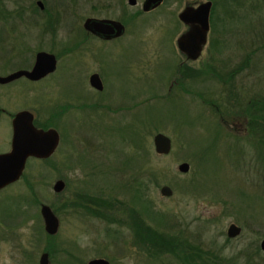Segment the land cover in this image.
<instances>
[{"label": "rangeland", "instance_id": "rangeland-1", "mask_svg": "<svg viewBox=\"0 0 264 264\" xmlns=\"http://www.w3.org/2000/svg\"><path fill=\"white\" fill-rule=\"evenodd\" d=\"M30 1L35 10H29ZM39 1L40 8L36 0H0L3 12L16 3L24 10L0 17V74L29 65L38 49L54 52L59 62L54 73L26 83L22 91L15 83L0 86V105L8 111L27 107L45 120L34 121L37 126L59 133L60 144L47 161L27 159L24 177L0 190V264H37L42 252L48 264H85L94 258L110 264H178L172 257L153 259L138 252L129 242L131 231L117 222L62 208L76 200L77 192L124 203L129 207L122 209L124 217L138 210L152 227L181 232L188 244L218 253L226 262L264 264L260 246L258 254L254 251L264 238V155L244 137L242 123L229 132L189 92L214 96L221 83L201 69L224 72L247 58L234 80L243 84L244 95L264 93V0H213L205 41L194 59H185L175 44L186 27L177 12L201 0H160L148 11L141 10V0ZM92 15L117 17L124 26L119 39L94 52L87 46L95 40L79 43L86 36L80 23ZM74 45L83 46L72 52ZM93 56L105 81L101 95L79 88L94 66ZM180 77L188 92L176 85ZM106 101L107 109L101 106ZM66 104L73 109L61 117L76 121L55 120L59 105ZM230 107H221L224 116ZM9 115L0 117V153L9 147ZM155 133L170 139L171 150L155 152ZM233 136L240 138L238 152L229 146ZM139 140L144 149L135 146ZM182 162L189 169L180 173ZM24 179L34 185L36 197ZM59 179L65 185L55 193L51 187ZM162 185L171 188L169 196L160 195ZM40 203L54 209L58 219L49 242ZM231 223L240 227L237 237L226 235ZM47 245L54 247L47 252Z\"/></svg>", "mask_w": 264, "mask_h": 264}, {"label": "trees", "instance_id": "trees-1", "mask_svg": "<svg viewBox=\"0 0 264 264\" xmlns=\"http://www.w3.org/2000/svg\"><path fill=\"white\" fill-rule=\"evenodd\" d=\"M211 5L209 8V16L212 14L210 12L213 9V6L215 4V1L210 0ZM33 1H30L28 4L29 10H35ZM44 10V9H43ZM14 11V12H12ZM11 12L10 11H1L0 10V17L3 19L10 16H20L21 12H23V8L21 5L17 6V3L15 4V7L13 8ZM44 13H46V10H44ZM50 14H53L51 12H47ZM55 13V12H54ZM56 14V13H55ZM55 14H53L55 16ZM49 17V16H48ZM47 20V19H46ZM48 21V20H47ZM52 21V20H51ZM45 26H50L51 22H45ZM248 64L247 58L240 60L238 64L234 66H230L226 71L216 72L211 67L210 69L207 67H204L201 69L204 73H207V75L211 76L212 79H214L217 83H221V87L214 93V96L207 95L202 93V91H192V90H186V88L183 87V85L180 84L179 79L183 78L186 74L185 70H181L183 77L178 78L175 83L176 85H179L180 88L183 91H189L193 95H197L199 97V101H201L203 104H206L209 106V110L212 111V113L217 116L218 121L221 124L224 125V127L229 129V132L233 130V127H237L239 122L242 123V131L244 130V133L247 137L250 139L252 144L256 146L259 150V154L264 155V93H255V94H247L244 95L240 90H242V83L235 82V77L237 74H239V70L241 67ZM207 68V69H206ZM234 106V108L230 109L229 112H227L229 115L224 116L221 111V107H227V106ZM217 123V122H216ZM48 127V126H46ZM42 126V128H46ZM234 128V129H235ZM153 129V128H152ZM241 131V132H242ZM149 132V131H148ZM240 137V134H239ZM241 138V137H240ZM233 136V142L234 145H229L231 148H234L237 152L239 150L240 145L237 144V141L240 139ZM140 145H136L137 147H143L142 141L140 142ZM134 145V143H133ZM144 149V148H142ZM237 152L235 154H237ZM145 153V152H144ZM46 160V159H41ZM48 160V159H47ZM46 160V161H47ZM261 163H264L262 161ZM21 178L24 177L23 172L21 174ZM151 179L155 176H152L150 174ZM154 179V178H153ZM24 184L27 186L28 191H30L32 196H35L33 194L34 185H32L31 182H27L24 179ZM143 186H146L144 182ZM139 186V187H138ZM137 189L139 190L140 194L142 195V191L140 184L137 182ZM34 190V191H33ZM136 191V190H135ZM137 192V193H139ZM136 193L137 197L139 195ZM36 197V196H35ZM143 197V196H142ZM141 197V198H142ZM30 198V197H29ZM35 200L36 198H30L31 200ZM142 200V199H141ZM36 201V200H35ZM148 200H145V202ZM41 204V203H40ZM38 204V205H40ZM66 204L64 209H71L69 212H78L82 213L84 215L90 216V218L97 217L100 218V220H103L107 223H113L117 222L122 227L125 226L131 231V238H130V244L133 248H135L138 252H141V250L146 253L147 256L150 258H160V257H172V259L178 264H236V263H229L226 262V258H223L218 253L216 254L213 251L210 250H202V248L198 245H194V243H187L186 239L184 240L181 238V232H176L177 234L174 235L173 232L169 231H163L158 229L157 227H152L151 224L147 223V221L140 216V212L138 210L132 211L134 213L129 214L127 217H124L122 215V209H127L124 203H120L119 201L112 199H99L97 196L89 195V193H79L77 192L76 200H70L64 202ZM118 204L117 206H115ZM141 209L148 212L149 206H142V202L140 203ZM55 206V205H54ZM52 212L54 213V209L49 207ZM56 212V211H55ZM120 213L121 217L117 216L116 214ZM137 218V219H136ZM109 230V229H108ZM117 231V230H116ZM108 232V231H107ZM119 233V232H118ZM110 234V233H108ZM47 241H50V238H52V235H47ZM44 248L45 251L49 252L53 249L54 246H49ZM183 246H187L185 249ZM254 251L256 254H258L259 246L255 244ZM248 264V262H247Z\"/></svg>", "mask_w": 264, "mask_h": 264}, {"label": "water", "instance_id": "water-1", "mask_svg": "<svg viewBox=\"0 0 264 264\" xmlns=\"http://www.w3.org/2000/svg\"><path fill=\"white\" fill-rule=\"evenodd\" d=\"M41 1L36 0V4L40 8ZM128 4H133L134 0H126ZM160 0H141V10H149L155 5H158ZM211 5L210 0L196 1L194 5L184 4L178 12V20L186 24V27L175 37V44L185 59H194L199 55V50L203 46L206 30L209 26L208 16L209 8ZM82 26L90 31H95L102 36H114L119 34L124 26L116 18L100 17H84ZM35 51V50H34ZM54 53V52H53ZM51 51L45 49H38L34 52L32 57V65L26 69H13V71L0 75V82L7 81L14 76L25 75L27 78L33 79L43 75L53 68L55 64L54 54ZM91 76H94L93 74ZM11 118V139L9 149L4 153H0V190L4 187H8L9 184L17 182L22 176L24 167H26V161L28 158L48 159L50 155H53L54 150L57 148L58 132L53 128H48L45 131L41 128H34L31 123V113L27 109L16 110ZM153 146L155 152L158 154L167 153L171 150L170 139L162 133H155L153 135ZM178 171L180 173L186 172L189 169L186 162L177 164ZM65 183L61 179L55 180L52 191L60 193ZM160 189L161 196H169L171 194V188L167 185H162ZM39 215L43 222V229L47 235H53L56 232L58 225L57 216L54 215L52 210L46 204H40ZM240 232L239 226H234L233 223L228 225L226 229V235L228 237H237ZM258 246L260 250L264 252V238H262ZM37 264H48V258L46 252H42L39 255ZM85 264H110L107 260L102 258L89 259Z\"/></svg>", "mask_w": 264, "mask_h": 264}, {"label": "flooded vegetation", "instance_id": "flooded-vegetation-1", "mask_svg": "<svg viewBox=\"0 0 264 264\" xmlns=\"http://www.w3.org/2000/svg\"><path fill=\"white\" fill-rule=\"evenodd\" d=\"M151 9V8H150ZM147 10V9H146ZM148 11V10H147ZM92 16H95V15H92ZM92 16H89V17H92ZM96 17V16H95ZM96 18H100V17H96ZM116 19L119 21V19L116 17ZM121 22V21H120ZM121 24H122V26H123V23L121 22ZM185 25V24H184ZM80 26L82 27V28H84L83 26H82V24L80 23ZM84 32L86 33V36H84L82 39H80V42L79 43H81V42H86V41H88V40H95V41H93L92 43L90 42L89 44H88V46H87V48L90 50V51H92V52H94V50L95 51H97V49H98V47L99 46H101V45H104V43H109V42H112V41H114V40H116L117 38L119 39L120 38V36L122 35V32H123V30H121V32L119 33V34H115L114 36H102L101 34H97L95 31H90V30H87L86 28H84ZM83 42V43H84ZM83 46V45H82ZM81 46V47H82ZM81 47H77L76 45H74V47H73V50H72V52L74 51V50H81ZM72 49V48H71ZM54 58H55V64L53 65V68L51 69V70H49L48 72L46 71L43 75H40L39 77H35V78H33V79H30V78H27V76H25L24 74L22 75H19V76H14L13 78H11V79H9V80H5V81H3V82H0V86L1 87H3L4 86V84L6 85H10V86H12L14 83L16 84V86H17V89H18V91L20 90V91H22V89H23V86L26 84V83H34V81H37V82H41V81H43L44 80V78L46 77V76H48V75H50V74H52V73H54V69L56 68V64H58V62H59V60L58 59H56V57H55V55H54ZM32 61V60H31ZM32 63H33V61L29 64V65H26V64H24L23 66H21V67H18V68H12V70H10V71H8V72H11V71H13V69H23V68H26V69H28L31 65H32ZM92 65H94L92 68H91V65L89 66V68L88 69H90V71L88 72V70L84 73V75L81 77V80H82V83H81V85H82V87H79V88H82L83 90L85 89V90H88L91 94H94V95H96V94H102V93H104L105 92V85H104V83H105V81H104V78H102V74H101V69L99 68V64H98V60H97V58H95L94 56H93V60H92V62H90ZM8 72H6V74L8 73ZM5 73V72H4ZM4 73H2V74H4ZM2 74H0V75H2ZM94 75V76H91V75ZM28 85V84H27ZM104 100H106L105 98H103ZM93 102H94V104H96V103H99V101H98V99L97 98H95V99H93ZM92 102V103H93ZM107 101L106 102H102L101 103V106L103 107V108H109V104L107 103ZM6 106H2V105H0V117L1 116H3L4 114H10L9 115V117H8V121H9V124H10V126H9V137H8V142H7V145H9V147H11V145H10V139H11V136H12V134H11V126H12V124H11V118L13 117V113L18 109V110H21V109H27L28 110V112L29 113H31V115H32V117H30V120L29 121H31V123H33V126H34V128H41V129H43L44 131L46 130V129H48V128H51V127H46L45 129L44 128H42V126H37L35 123H34V121H36V120H39V121H45V120H42V119H39L38 117H36L35 115L36 114H34V113H32V111H30L27 107H25V108H18V107H16V108H14V110H12V111H8L7 110V108H5ZM68 107H70L69 108V110H71L72 111V109H73V106H72V104H70V105H68V104H66L65 105V108H64V106H62V105H59V107H58V109H57V112H58V114L57 115H59V116H57L56 115V119L55 120H59V121H66V120H69V121H76L75 119L74 120H72V118H70V117H61L62 115H66V114H68V111H67V109H68ZM76 107V106H75ZM77 109V108H76ZM76 109H74V110H76ZM58 142H59V133H58ZM58 144H60V142L58 143ZM57 144V145H58ZM9 147L6 149V151L9 149ZM5 151V152H6ZM28 159H35V158H28ZM36 160V159H35ZM37 160H41V159H37ZM12 184V183H11ZM10 185V184H9ZM5 188V187H4ZM7 188V187H6ZM3 189V188H2Z\"/></svg>", "mask_w": 264, "mask_h": 264}]
</instances>
